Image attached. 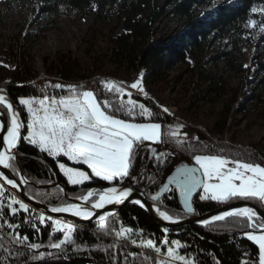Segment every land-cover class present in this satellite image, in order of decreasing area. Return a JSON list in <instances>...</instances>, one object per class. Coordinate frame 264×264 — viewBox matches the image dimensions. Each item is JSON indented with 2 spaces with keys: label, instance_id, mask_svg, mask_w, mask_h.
Segmentation results:
<instances>
[{
  "label": "trees",
  "instance_id": "trees-1",
  "mask_svg": "<svg viewBox=\"0 0 264 264\" xmlns=\"http://www.w3.org/2000/svg\"><path fill=\"white\" fill-rule=\"evenodd\" d=\"M254 8L264 9V0H227L215 4L211 0H33V9L50 22L56 21L64 10L71 12L77 19L90 14L94 25H120L118 33L109 39L112 49L107 62L113 67V72L129 74L131 79L140 76L145 83L157 86L164 81L163 76L167 71L180 64H188V59H191L194 62L191 70L195 71L197 80L205 84L195 102L203 99L205 94L226 96V99L207 131L209 138L205 139L173 138L169 129L174 121L148 101L145 103L154 113L153 117H140L138 108L131 117L122 112L115 113L129 122L159 123L162 136L161 141L155 143L158 152L149 160L150 145L145 141L131 159L129 175L123 180L109 182L92 177L88 182L70 185L58 167L59 163L70 164L65 157L53 158L23 139L27 135L28 114L19 105V99L42 98L45 95L56 98L67 96L68 86H72L70 83H80L78 90L93 91L98 102H108L112 107L127 103L119 93L108 91L99 80L98 76L105 74L103 58L96 57L89 66L82 68L70 54L55 55L43 67L47 75L55 76L58 81L50 85L35 81L34 69L26 56L28 34L9 38L5 53L13 69L0 82V87L15 110L20 112L23 127L16 149L17 163L13 161V164L17 173L19 165L29 182L42 186H26L25 193L44 205L58 207L68 204L61 190L44 185L51 182L63 184L72 198L82 197L89 189L96 188V194L89 202L97 200L98 193L104 188L127 187L154 202L160 210L175 219H181L190 214L185 209L184 201L179 200L177 191L169 189L162 196L157 195L165 177L164 169L174 156L190 160L196 155L219 156L264 166V145L252 144L243 149L221 142L222 136L229 132L236 120L235 116L243 112L244 104L253 97L252 91L264 88V52L252 66V71L259 73L260 78L253 81L255 83L248 95L244 93L248 84L246 76L240 85L228 87L220 77L213 76L207 70L209 63L223 62L232 72L244 71L243 49L252 42L255 29L246 25L250 19L257 22L255 27L264 24V13H253ZM162 21L178 24L179 27L166 33L164 29H159ZM57 84L63 88H54ZM193 104L195 106L197 103ZM3 111L7 115V110ZM76 166L91 176L85 165ZM153 196L156 197L155 201L152 200ZM13 200L5 197L0 200V264H158V261L166 259V250L174 247L173 242H179L178 255L192 261V264H258V246L245 235L250 231L245 218L227 217L204 226L186 224L168 228L136 203H129L106 219L104 228L98 222L72 224L74 230L71 241L55 249L50 245L64 239L63 231L52 230V219L46 223L28 225L24 221V214L30 211V206L28 211H23L19 209V203H13ZM236 200L241 199L217 201L208 197L202 200L198 194L191 200V215H202ZM248 201L261 206L256 199ZM9 204L18 210L15 214L8 208ZM122 227L132 230L127 238L116 236ZM25 237L24 243L16 242ZM148 239L162 249L159 255L153 249L146 250L138 246L142 240ZM31 244L39 247L33 249L29 247Z\"/></svg>",
  "mask_w": 264,
  "mask_h": 264
},
{
  "label": "snow or ice",
  "instance_id": "snow-or-ice-1",
  "mask_svg": "<svg viewBox=\"0 0 264 264\" xmlns=\"http://www.w3.org/2000/svg\"><path fill=\"white\" fill-rule=\"evenodd\" d=\"M252 11L253 13L258 11L264 13V9L254 8ZM256 23L250 19L246 26L255 27ZM260 31L264 32V24L261 25ZM105 87L110 92L124 93V88L118 87L111 81L105 82ZM130 87L147 96L140 79H137ZM54 88L60 89L63 86L57 84L54 85ZM68 91L69 95L59 98L45 95L42 98H20L18 101L28 114L27 135L23 137L24 140L38 146L42 152H47L53 158L66 157L67 160L86 165L91 170L90 176L85 171L66 167L64 163H59L58 167L67 177L68 183L81 184L92 177L109 182H114L117 179L123 180L129 175L131 159L137 154L139 148L144 146V142L157 143L161 141L162 132L159 123H134L115 115L117 112H122L123 115L131 117L135 114V109L138 108L140 117H153L154 113L144 104L137 105L134 100L129 99L127 105L121 103L120 107H112L108 102H98L93 91H79L76 86H68ZM0 107L7 110L9 117L8 121L0 123V132L4 133L2 137L4 149L0 151V165L4 169H11L13 174H18L13 164L15 156L12 150L16 148L21 137L22 123L20 112L15 110L13 103L6 94H3V89H0ZM109 109L111 110L109 111ZM163 111L167 112L168 110L165 108ZM171 135L175 136L176 132L173 131ZM194 160L199 165V169L180 167L168 177L169 184L175 183L181 190V195L185 197L186 211H192L187 196L197 186H202L205 193H211L212 200L256 199L264 207V166L239 160L230 161L219 156L196 155ZM229 164L233 166L228 167ZM0 177H3L6 183L12 187L17 186L13 179L7 178L3 173H0ZM20 183H25V181L21 179ZM167 187V184L164 185V189ZM2 194L0 193V195ZM132 194L131 188L115 186L104 188L98 193L99 199L91 203V209H104L105 205H119L126 199H130ZM94 195L93 191H89L82 199L88 201L89 197ZM207 198V196H201L202 200ZM152 200L155 201L156 197L153 196ZM13 203H19V209L23 211L29 210V206L21 201L14 199ZM134 203L140 204L141 207L144 206L140 200H135ZM8 208L13 214L18 211L12 207V204H9ZM92 210L76 204L51 208L52 212L71 213L73 216L84 219H90L96 215ZM156 211L161 219L175 222L174 217L167 212L160 211L159 208ZM106 215H99L98 224L101 228H104ZM226 217L246 219V227L251 231L246 232L245 235L249 241L258 246V264H264V214H259L252 207H244L225 211L220 215L213 216L212 220L220 221ZM39 219L43 222L44 216L41 215ZM203 223L206 224L208 221ZM52 225L56 231H63L64 234V239L50 245L52 248L59 249L61 245L71 241L74 229L72 225L59 220L52 221ZM131 231V229L122 228L116 232V236L127 238V234ZM26 239L27 237L16 242L24 243ZM163 243L166 244L167 241H163ZM173 243L175 247H168L166 259L158 261V264H171L175 261H179L180 264H192V261L178 255L179 242ZM138 246L153 249L158 255L162 251L151 239L142 240ZM29 247L35 249L39 246L31 244Z\"/></svg>",
  "mask_w": 264,
  "mask_h": 264
},
{
  "label": "rangeland",
  "instance_id": "rangeland-1",
  "mask_svg": "<svg viewBox=\"0 0 264 264\" xmlns=\"http://www.w3.org/2000/svg\"><path fill=\"white\" fill-rule=\"evenodd\" d=\"M223 1L227 0H211L213 4ZM0 17V82L13 69L5 53L8 39L27 33L28 36H26L25 45L26 56L29 64L34 69L35 81H41L50 85L58 83L55 76L47 75L43 69L44 65H48L55 55L70 54L82 68L89 66L96 57H101L103 58L102 67L105 74L99 75L98 77L104 87L105 82H114L118 87L124 88V93L120 94V96H122L126 103L131 99L137 105L142 103L147 107L145 101H148L160 109L161 113L174 121V125L169 129V134L171 135L173 131L176 132L175 136L171 135L175 139L183 140L188 137H198L199 139L209 138L207 131L212 127L226 96L205 94L203 99L195 102L205 88V84L197 80L195 71L191 70L194 65L191 59H188V64H180L174 69L167 71L163 76L164 81L157 86H153L145 83L140 76L136 79H131L129 74L113 72V67L107 62V58L112 49V43L109 39L118 33L121 29L120 25L116 26L115 23H111L108 26L94 25L92 15L89 14L81 19H77L71 12L64 10L56 21L50 22V20L40 16L33 9V0H0ZM178 27V24H166L163 21L159 23V29H164L166 33H171ZM260 27H251L255 29L252 34V42L243 49L244 71L242 73L232 72L223 62H217L215 64L209 63L207 65L208 72L213 76L220 77L228 87L240 85L243 77L246 76L248 84L244 88L245 95L250 93L252 85L255 83L253 81H257L260 78L259 73L252 71V66L260 60L264 52V32L260 31ZM112 31L114 33L113 35L111 34ZM112 73L116 75L113 76ZM137 79L141 80L142 87L147 93V96L137 89L130 87ZM83 84L85 85V83ZM70 85L76 87L81 86L80 83H70ZM0 89L2 88L0 87ZM83 91L90 90L85 89ZM3 94H6L4 89ZM252 96L244 104L243 112L235 116L236 120L231 124L229 132L222 136V143L243 149L252 146V144L264 145V88L252 91ZM254 96H258L259 98H254ZM193 103L197 104L194 106ZM165 108H171L174 114H170L168 111L164 112L163 109ZM185 128H192V131L189 134H185L183 132ZM232 136L234 137L233 142ZM147 142L150 145L151 151V143L153 142ZM156 152L158 150L155 146L153 156ZM183 159L185 158L174 156L164 169V173L166 174V170L170 168L169 165L171 163H186V159ZM69 162L70 164H66V167L85 171L76 166L77 163L74 165L73 161ZM191 162L199 169V165L196 164L194 159ZM232 166V164L228 165V167ZM7 190L10 189L4 182L2 183L0 177V193H3L0 195V200L5 197L9 200L15 199L19 201L11 190V193L9 192L10 194H7ZM96 190V188H91L83 196L87 195L89 191H93L96 194ZM199 194L200 196L211 197V193H205L202 186ZM86 203L92 202L88 200ZM259 203L261 204V202ZM48 219H52V221L59 220L62 223L72 225V223L62 218L49 217ZM53 229L56 231L55 228ZM143 248L146 250L150 249Z\"/></svg>",
  "mask_w": 264,
  "mask_h": 264
},
{
  "label": "water",
  "instance_id": "water-1",
  "mask_svg": "<svg viewBox=\"0 0 264 264\" xmlns=\"http://www.w3.org/2000/svg\"><path fill=\"white\" fill-rule=\"evenodd\" d=\"M5 121H8V117L6 116L5 112L3 111L2 108H0V123H3ZM21 131H22V127H21ZM192 131V128H185L183 129V132L185 134H189ZM3 132H0V151H2L4 149L3 146V142H2V137H3ZM21 138V137H20ZM20 142V139L18 141V144ZM17 144V146H18ZM150 144V143H149ZM12 150L15 159L14 162L17 163V154H16V149ZM156 146L155 143H151V151L149 154V159L152 158L153 156V151H154V147ZM185 160V159H183ZM174 164V163H173ZM172 163L169 165V167H171L173 165ZM187 167L190 168H196L195 165L191 162L190 159H186V165ZM184 167V166H181ZM180 168V167H178ZM197 169V168H196ZM0 173H3L4 176H6L9 179H13L16 183V187H12L11 185L5 183V179H3V177H1L2 182H4L6 184V186L17 196V198L19 200H21L23 203L29 205L30 207L39 210L42 214L52 217V218H62L72 224H89V223H93V222H98V218L99 215H106V219H108L109 217H111L112 215L117 214L118 212H120L127 204L129 203H134L135 200H140L143 203V207H141L140 204H137L139 207H141L145 212H147L152 218H154L157 222H159L162 226L164 227H168V228H173V227H179V226H183L186 224H194V225H200V226H204L210 223L215 222L214 220H212L213 216L216 215H220L225 211H232L235 209H239V208H244V207H252L254 209H256L258 211L259 214H264V207L262 206H258L256 204H254L251 201L248 200H236V201H230V202H226L223 205L212 209L202 215H191V212H189L190 215H188L185 218H181V219H175V222H170V221H165L163 219L160 218V216L158 215L156 209L158 208V206L150 201L145 199L143 196H141L139 193L135 192L132 190V197L130 199H126L123 203L119 204V205H106L104 207V209H95L92 210L91 209V204L86 203L82 198H71L68 194L67 188L60 183H56V182H51L46 184L43 187H58L62 194L63 197L68 201L69 204H76V205H80L81 207H86L89 210L94 211V213H96V215H94L92 218L90 219H84L82 217H77V216H73L71 213H56V212H52L51 208L52 206H48V205H44L40 202H38L37 200L33 199L32 197L28 196L24 189L26 186H32V187H36L39 188L41 186L33 184L31 182H29L23 175L21 168L18 165V175L16 176L15 174H13V172L10 169H4L2 165H0ZM23 179L25 181V183H20V180ZM168 185V187L166 189H164V185ZM174 186V183L169 184L168 182V177L164 178L162 181V187L158 193V197L162 196L170 186ZM117 188H125V187H117ZM162 189H164L162 191ZM201 191V186H197L195 187L187 196V201L188 203L191 205V200L193 199L194 196H197ZM178 193V198L180 201H184L185 203V197H183L179 192ZM162 211V210H160ZM227 218V217H226ZM259 219V216L257 217ZM204 221H208V223H203ZM251 231V229H250Z\"/></svg>",
  "mask_w": 264,
  "mask_h": 264
},
{
  "label": "built area",
  "instance_id": "built-area-1",
  "mask_svg": "<svg viewBox=\"0 0 264 264\" xmlns=\"http://www.w3.org/2000/svg\"><path fill=\"white\" fill-rule=\"evenodd\" d=\"M3 183V182H2ZM6 191V190H5ZM10 192V190H7V194ZM11 193V192H10ZM9 193V194H10ZM42 215V213L34 208H30V211L26 212L24 214V221L28 224V225H32L33 223H45L46 222V217L44 216V221L41 222V220L39 219V217ZM125 228V227H122Z\"/></svg>",
  "mask_w": 264,
  "mask_h": 264
},
{
  "label": "flooded vegetation",
  "instance_id": "flooded-vegetation-1",
  "mask_svg": "<svg viewBox=\"0 0 264 264\" xmlns=\"http://www.w3.org/2000/svg\"><path fill=\"white\" fill-rule=\"evenodd\" d=\"M174 162H176V161H174ZM180 165H181V166H185L186 163H185V162H181V163H179V164H177V163L173 164L170 168H168V169L166 170V174H165V177H164V178L173 175V174L175 173L176 169H177L178 167H181ZM174 167H175L176 169H175ZM174 184H175V183H174ZM170 189H174V190H176L177 192H179V193L181 194V190H180L179 188H177L176 185H174V186L171 185V186H170Z\"/></svg>",
  "mask_w": 264,
  "mask_h": 264
},
{
  "label": "bare ground",
  "instance_id": "bare-ground-1",
  "mask_svg": "<svg viewBox=\"0 0 264 264\" xmlns=\"http://www.w3.org/2000/svg\"><path fill=\"white\" fill-rule=\"evenodd\" d=\"M168 112L170 114H174L173 110L171 108H167ZM175 168V167H174ZM176 169V168H175ZM6 181V180H5ZM6 183V182H5ZM126 188V187H125ZM133 190V189H132ZM134 191V190H133ZM28 195V194H27ZM86 202V201H85ZM88 204H91V203H88ZM106 206V205H105ZM113 216V215H112ZM106 221V220H105ZM83 225V224H82Z\"/></svg>",
  "mask_w": 264,
  "mask_h": 264
},
{
  "label": "crops",
  "instance_id": "crops-1",
  "mask_svg": "<svg viewBox=\"0 0 264 264\" xmlns=\"http://www.w3.org/2000/svg\"><path fill=\"white\" fill-rule=\"evenodd\" d=\"M74 165H76V163H73ZM78 165V164H77ZM90 173H91V170H90ZM88 174V173H87ZM97 178V177H96ZM99 179V178H98ZM89 180H87V181H84L83 183H85V182H88ZM70 185H74V184H70ZM76 185V184H75ZM258 234V233H257Z\"/></svg>",
  "mask_w": 264,
  "mask_h": 264
}]
</instances>
